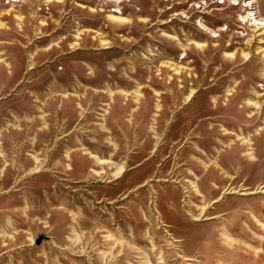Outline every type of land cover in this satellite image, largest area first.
I'll list each match as a JSON object with an SVG mask.
<instances>
[{"label": "rangeland", "instance_id": "obj_1", "mask_svg": "<svg viewBox=\"0 0 264 264\" xmlns=\"http://www.w3.org/2000/svg\"><path fill=\"white\" fill-rule=\"evenodd\" d=\"M27 3L85 93L0 95V264H264V0Z\"/></svg>", "mask_w": 264, "mask_h": 264}, {"label": "crops", "instance_id": "obj_2", "mask_svg": "<svg viewBox=\"0 0 264 264\" xmlns=\"http://www.w3.org/2000/svg\"><path fill=\"white\" fill-rule=\"evenodd\" d=\"M19 2L21 3L17 6L16 14H12V16H17L18 20L14 19L13 22L10 21L11 18L4 17L10 15L9 10L5 7L0 9V78H2L0 95L10 96L6 98V104L7 106L11 104V109L8 108L7 110L13 112L15 105H17L13 104L14 101H18V103L19 101H26L27 98L25 97L28 95L46 94L48 98L52 96L54 98V95L59 96L58 94L62 96H78L80 94L83 96L85 92L81 89L78 90L79 87L71 80V76L66 73L67 70L55 72L54 68L52 70L50 63L55 57L62 56V52L54 53L56 52L55 48L62 46L63 41L66 45L69 44L70 38H65L69 37L72 28L80 21L77 19L76 22L68 15H74L79 10L74 7L63 8L59 14L64 15L65 19L59 30L53 29L51 33L36 34L37 27L34 26L35 30H32L31 34L26 22L22 21L26 15L24 13L25 6L29 3H27V0H19ZM78 56L81 55L76 53V58L71 60L73 63L69 70L71 74H75L73 73V67L77 68L79 66L80 59ZM44 78L48 81L43 84L42 80ZM62 78L63 81H61ZM12 80L16 81H13L12 86H8ZM93 90L105 92V89ZM19 96L21 98L18 99Z\"/></svg>", "mask_w": 264, "mask_h": 264}, {"label": "bare ground", "instance_id": "obj_3", "mask_svg": "<svg viewBox=\"0 0 264 264\" xmlns=\"http://www.w3.org/2000/svg\"><path fill=\"white\" fill-rule=\"evenodd\" d=\"M249 4V3H248ZM249 17H251V20H254V22L253 23H255V24H258L260 27H262V28H264V21L263 20H261L260 21V19H258L257 20V17H256V15H255V13L253 12V13H249V15H248ZM262 23V24H261ZM98 159V158H97ZM99 160V159H98ZM193 185H194V183H193ZM201 196V195H200ZM203 201H205V200H203ZM202 202V201H201Z\"/></svg>", "mask_w": 264, "mask_h": 264}, {"label": "built area", "instance_id": "obj_4", "mask_svg": "<svg viewBox=\"0 0 264 264\" xmlns=\"http://www.w3.org/2000/svg\"><path fill=\"white\" fill-rule=\"evenodd\" d=\"M61 68V66H59V69Z\"/></svg>", "mask_w": 264, "mask_h": 264}]
</instances>
